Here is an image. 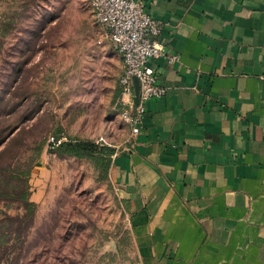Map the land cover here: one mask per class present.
<instances>
[{"label": "crops", "instance_id": "crops-1", "mask_svg": "<svg viewBox=\"0 0 264 264\" xmlns=\"http://www.w3.org/2000/svg\"><path fill=\"white\" fill-rule=\"evenodd\" d=\"M80 1L92 82L61 134L119 148L107 176L139 264H264V0H143L179 60L153 62L168 92L134 138L117 112L122 59Z\"/></svg>", "mask_w": 264, "mask_h": 264}, {"label": "rangeland", "instance_id": "rangeland-1", "mask_svg": "<svg viewBox=\"0 0 264 264\" xmlns=\"http://www.w3.org/2000/svg\"><path fill=\"white\" fill-rule=\"evenodd\" d=\"M84 15L74 0H0V130L10 138L35 125L0 174V264H139L108 176L87 159L54 154L47 144L62 128L69 133L62 118L79 98L74 88L92 82ZM23 186L42 200L28 230L9 219L24 214Z\"/></svg>", "mask_w": 264, "mask_h": 264}, {"label": "built area", "instance_id": "built-area-1", "mask_svg": "<svg viewBox=\"0 0 264 264\" xmlns=\"http://www.w3.org/2000/svg\"><path fill=\"white\" fill-rule=\"evenodd\" d=\"M90 9L96 23L103 28L104 35L119 54L123 72L119 78L120 98L117 112L122 122L129 128L130 137H136L141 130L150 100L166 96L168 89L157 83V73L153 62L166 58L171 64L179 60L178 55L170 54L165 45L158 40L160 23L145 9L143 0H90ZM135 81L138 91L135 93ZM63 142L53 136L47 140L53 149ZM95 144L115 148L105 138L100 137ZM130 152L132 147L123 149Z\"/></svg>", "mask_w": 264, "mask_h": 264}, {"label": "trees", "instance_id": "trees-1", "mask_svg": "<svg viewBox=\"0 0 264 264\" xmlns=\"http://www.w3.org/2000/svg\"><path fill=\"white\" fill-rule=\"evenodd\" d=\"M35 131V125L30 126V128H20L18 132H16L12 137H8L5 133L6 129L0 130V148L3 145V148L0 149V174L5 172L13 160L16 158V153L18 149L16 146L22 139V135L25 133H31ZM58 134L54 136L56 140L61 138V133L57 132ZM38 136V135H36ZM8 138V139H7ZM7 139V140H6ZM18 142V143H17ZM25 144H23L24 146ZM43 147V141L38 143L37 147L35 148V157H39L41 150ZM53 153L56 155H67L76 157L77 159H87L102 169L104 174H108L109 166L111 163L112 155L114 154L115 150L108 146H101L95 144L93 141L89 140H77V139H69L67 141L61 142L59 145L52 149ZM3 166H7L4 168ZM30 169L25 172V176H29ZM26 181H23V183ZM15 189L19 188L18 186H14ZM8 194V193H7ZM2 192L1 195H7ZM20 201L22 202V209H23V216L21 217H14L9 219L12 222H25V230H28L33 224L34 212L36 209V205L29 200V192L28 187L25 188L23 186V190L20 192ZM20 233V232H19Z\"/></svg>", "mask_w": 264, "mask_h": 264}, {"label": "water", "instance_id": "water-1", "mask_svg": "<svg viewBox=\"0 0 264 264\" xmlns=\"http://www.w3.org/2000/svg\"><path fill=\"white\" fill-rule=\"evenodd\" d=\"M138 91V85H137V81H135V93L137 94Z\"/></svg>", "mask_w": 264, "mask_h": 264}]
</instances>
